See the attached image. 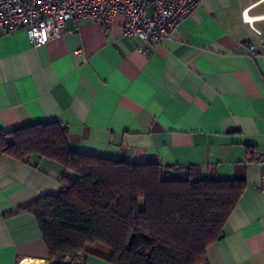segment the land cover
<instances>
[{
    "label": "crops",
    "instance_id": "0c3cea01",
    "mask_svg": "<svg viewBox=\"0 0 264 264\" xmlns=\"http://www.w3.org/2000/svg\"><path fill=\"white\" fill-rule=\"evenodd\" d=\"M196 1L161 42L125 35L121 14L107 28L69 18L40 46L23 28L0 32V130L58 121L75 152L244 181L200 264H264V191L253 159L264 154V55L247 48L257 40L250 23L264 34V0ZM67 173L55 160L0 155V264H115L98 248L50 260L34 216L18 212L55 194Z\"/></svg>",
    "mask_w": 264,
    "mask_h": 264
},
{
    "label": "trees",
    "instance_id": "16d2710c",
    "mask_svg": "<svg viewBox=\"0 0 264 264\" xmlns=\"http://www.w3.org/2000/svg\"><path fill=\"white\" fill-rule=\"evenodd\" d=\"M0 155L26 164L47 158L68 171L55 194L18 209L34 216L55 261L98 248L115 264H200L245 187L241 180L203 177L192 165L72 151L68 128L58 121L0 130Z\"/></svg>",
    "mask_w": 264,
    "mask_h": 264
},
{
    "label": "built area",
    "instance_id": "2783aa9c",
    "mask_svg": "<svg viewBox=\"0 0 264 264\" xmlns=\"http://www.w3.org/2000/svg\"><path fill=\"white\" fill-rule=\"evenodd\" d=\"M196 5V0H0V32L23 28L32 44L40 46L61 35L69 18L93 19L107 28L121 14L125 35L161 42L172 38ZM250 28L257 40L249 43V52L264 55L262 30L251 23ZM253 159L261 167L258 188L264 191V154L255 153Z\"/></svg>",
    "mask_w": 264,
    "mask_h": 264
},
{
    "label": "bare ground",
    "instance_id": "6f19581e",
    "mask_svg": "<svg viewBox=\"0 0 264 264\" xmlns=\"http://www.w3.org/2000/svg\"><path fill=\"white\" fill-rule=\"evenodd\" d=\"M246 17H248V15H246Z\"/></svg>",
    "mask_w": 264,
    "mask_h": 264
}]
</instances>
